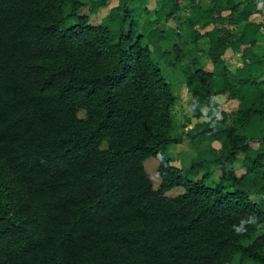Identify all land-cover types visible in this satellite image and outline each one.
<instances>
[{
	"label": "trees",
	"instance_id": "trees-1",
	"mask_svg": "<svg viewBox=\"0 0 264 264\" xmlns=\"http://www.w3.org/2000/svg\"><path fill=\"white\" fill-rule=\"evenodd\" d=\"M129 1L91 24L83 0H0V264H264V20L250 19L264 0H186L180 31L160 25L178 0ZM164 40L195 114L207 109L186 130L198 154L181 166L167 152L181 136L156 60L171 55ZM227 49L241 65L227 64ZM203 54L211 70L193 68ZM222 93L234 111L219 109ZM210 167L226 188L206 182ZM173 187L183 191L166 195ZM253 215L237 235L233 225Z\"/></svg>",
	"mask_w": 264,
	"mask_h": 264
},
{
	"label": "rangeland",
	"instance_id": "rangeland-1",
	"mask_svg": "<svg viewBox=\"0 0 264 264\" xmlns=\"http://www.w3.org/2000/svg\"><path fill=\"white\" fill-rule=\"evenodd\" d=\"M84 4L79 9V13L81 15H86L88 18V22L91 24H98L101 19L109 13L112 6H114L117 3V0H105V5L99 6L96 10H91V2L93 0H83ZM186 0H178L179 2V8L174 12L173 16L169 17L168 19H162L160 25L161 29L165 31L166 29L173 27L177 31H180V21L183 20L189 13V6L185 3ZM204 4L208 2V0H202ZM130 6H136L138 4V1L136 0H130L129 1ZM156 3V0H147V5L150 9L154 7ZM259 6H261V2L259 1ZM150 17L152 16V13L150 14ZM144 19L143 17L140 18V20ZM251 20L254 21H262L264 20V9L261 12L252 14L250 16ZM228 21L222 22L220 25H227ZM213 26V24H208L206 26H199L196 25V28L199 29L201 32H204L208 29H210ZM165 44L162 46L165 47V49H168L171 51V55L162 54L163 58H157L160 67L162 68V71L164 73L165 78L171 83L172 89L175 93V101L171 106V115H172V124L173 128L171 130V135H180L181 140L179 142H173L168 145L167 152L170 157L171 163L175 164L177 166H181L182 164H189V162L195 158L198 154L197 148L192 144V142L189 139V136L186 134V130L194 125L196 122L201 121L203 119H206V108L202 109L201 116H197L195 114V111L192 107L193 97L190 93V91L187 88L186 83L184 82L183 78V72H184V65L182 62L177 60L173 57L175 54V51L173 50L170 45L166 44L167 41H163ZM199 44L206 48L207 42L203 38L200 39ZM264 48V36L261 34L258 39V43L256 45V51L260 52ZM159 55L160 53H156ZM224 57L227 61V64L234 68L238 65H241V58L238 54L233 53L230 49H227L224 53ZM201 67L205 70H211L212 69V63L207 58L206 54H203L200 56V58L195 61L193 64V68ZM215 98L218 101V107L219 109L225 110L227 112H232L237 107V99H232L227 96L226 93L217 94L215 95ZM84 111L79 110L78 115L83 116ZM212 145L214 148H218L220 146L219 141H213L211 143L203 142L201 143V147L204 149H208V145ZM253 147L257 146V142H252ZM242 157L243 153L239 152L238 157L233 163L231 167H233V171L235 174H240L244 171V166L242 163ZM157 160L154 157H148L144 161L145 168L153 182L154 187L156 188L159 185L160 178L157 174L156 168H157ZM210 167L209 169H211ZM206 167H201L197 170V173L195 174L194 178H200L203 174L206 172ZM207 178L206 182L209 183L212 186H222L223 188H226V186H223L225 184V179L222 176L221 169L215 167L212 168L209 172H207ZM183 191L182 187H173L169 190H167L165 193L166 195L174 196L179 194ZM251 198L253 200H257L259 198L258 195L251 194ZM264 230V219L259 223L258 230L256 234L260 231ZM250 239V238H249ZM248 239V240H249ZM248 240H245L247 242Z\"/></svg>",
	"mask_w": 264,
	"mask_h": 264
},
{
	"label": "clouds",
	"instance_id": "clouds-1",
	"mask_svg": "<svg viewBox=\"0 0 264 264\" xmlns=\"http://www.w3.org/2000/svg\"><path fill=\"white\" fill-rule=\"evenodd\" d=\"M255 221L256 217L254 215L249 216L245 219H242L239 225H233V230L237 235H241L247 231V225L249 223H255Z\"/></svg>",
	"mask_w": 264,
	"mask_h": 264
}]
</instances>
